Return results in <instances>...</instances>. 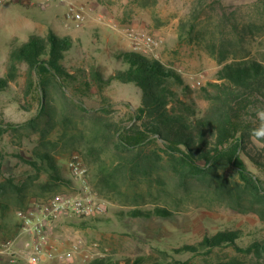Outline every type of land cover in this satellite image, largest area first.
I'll return each instance as SVG.
<instances>
[{"label":"rangeland","instance_id":"1","mask_svg":"<svg viewBox=\"0 0 264 264\" xmlns=\"http://www.w3.org/2000/svg\"><path fill=\"white\" fill-rule=\"evenodd\" d=\"M8 3L0 8V77L6 73L9 44L14 38L26 40L28 35H45L51 29L58 35H68L72 47L65 54L63 66L70 73H89L97 69L107 78L116 70L123 69L113 56L119 50L136 51L147 58L156 59L165 67L174 69L183 83L196 91L209 83H218L217 61L207 49L221 41L237 40L236 31L246 24H253L251 42L246 45L251 54L264 53V3L258 0H29ZM69 7L82 11L83 21L76 26L65 19ZM200 9L197 17L191 11ZM259 27V28H258ZM140 33L161 39L157 47L134 50L129 33ZM238 52L230 48L232 52ZM82 73V74H83ZM194 77V81L189 76ZM26 66L18 65L17 77L9 87L0 92V185L6 188L0 193V249L18 236L13 256L0 255V264H27L18 253L28 240L19 235V219L16 213L41 203L55 194H70L77 190L68 164L76 156L85 167L88 185L93 193V172L97 164L109 165L114 160L113 146L95 137L96 109L103 97L113 111L116 121H127L128 113L140 103V93L130 84L112 81L101 95L83 97L86 112L65 104L57 91L50 92L53 114L43 118L39 130L44 139L22 124L37 111L35 87L25 95ZM191 98L205 111L208 102L194 92ZM53 110V111H52ZM63 118L71 123L62 125ZM254 124H259L264 137V107L256 112ZM264 144V142H263ZM262 144V145H263ZM90 146L103 148L99 161L91 168L85 160ZM48 150L53 156L57 173L66 184L52 189L44 188L48 182L49 166L36 161L35 151ZM85 156V157H84ZM30 161H35L33 167ZM248 171L259 176L264 174L243 158ZM162 183L140 179L131 190L122 186V193L103 192L106 211L97 218L78 219L63 217L51 223L39 244L38 261L35 264H65L62 256L71 252L70 264H87L93 259L120 261L138 255H152L161 261L189 260L191 264H215L218 261L237 260L241 264H258L251 256L243 257L231 248L217 249L210 255L190 253L176 254L172 250L185 244L200 241L205 235L222 230H237L241 244L264 238V222L250 211L230 208L226 200L218 197L199 180H191L185 187L178 186L168 172H160ZM160 181V180H158ZM74 191V192H73ZM159 207L170 215H151L148 218H131L130 209L153 211ZM84 223L85 225H81ZM13 258L14 261H11Z\"/></svg>","mask_w":264,"mask_h":264},{"label":"trees","instance_id":"2","mask_svg":"<svg viewBox=\"0 0 264 264\" xmlns=\"http://www.w3.org/2000/svg\"><path fill=\"white\" fill-rule=\"evenodd\" d=\"M258 1L264 3V0ZM199 13L197 7L191 11L193 18ZM254 28L253 24H246L236 31L238 37L233 43L228 41L224 45L221 41L217 46L214 43L207 46L219 66L215 75L219 82L209 83L196 91L184 84L181 75L174 69L136 51H117L113 57L124 68L107 78L97 69L89 73H70L62 62L72 47V39L48 29L42 36L30 34L26 40H11L6 73L0 77V92L14 82L18 65L24 64L25 95L31 94L30 89L35 87L37 111L22 126L44 139L46 131L39 130V127L43 118L53 117L47 110L51 106L49 98L52 90L60 94L65 104L85 113L83 97L101 95L112 81L133 85L140 93V103L128 113L125 124L112 117L113 111L103 97L100 107L95 110L100 115L96 117L93 139L101 137L115 150L114 160L107 165L102 162L97 164L103 148H87L91 152L86 151L88 156L97 159L94 162L85 160L88 168L93 163L97 164L92 183L95 194L98 197L103 192L119 194L122 193V186L131 190L140 179L162 183L159 173L165 171L181 187L191 180H199L215 195L226 200L230 208L253 212L264 222V182L248 171L243 161L246 158L258 172L264 174V137L259 124H254V121L257 123L256 112L264 107V53L255 56L246 47L252 40ZM234 47L238 52L230 54V48ZM194 92L208 102L205 111L191 98ZM61 121L62 125L71 123L68 118ZM48 122L46 120V124ZM2 132L4 129H0V135ZM35 157L36 161L49 166L48 182L44 188L52 189L68 183L57 173L50 151H35ZM30 164L37 166L35 161H30ZM5 191L6 188L0 185V193ZM127 215L148 218L151 215L165 217L170 213L156 207L153 211L130 209ZM241 234L237 230L217 231L172 251L176 254L210 255L217 249L231 248L243 257L251 256L258 264H264V238L241 244ZM87 264L121 262L99 258ZM122 264L191 262L175 259L167 262L152 255H138L133 259H123ZM215 264L241 263L229 260Z\"/></svg>","mask_w":264,"mask_h":264},{"label":"built area","instance_id":"3","mask_svg":"<svg viewBox=\"0 0 264 264\" xmlns=\"http://www.w3.org/2000/svg\"><path fill=\"white\" fill-rule=\"evenodd\" d=\"M18 0H0V8L8 3H14ZM25 4L32 3L29 0H19ZM82 11L69 7L65 15V19L78 26L83 21ZM129 37L134 45V50L140 48H153L161 43V39L130 32ZM189 79L195 81L191 75ZM71 177L77 183V190L73 194H55L41 203L29 206L16 213L19 219V235L26 236L28 240L24 244L22 251L18 252L21 258L27 264H35L38 261L39 244L44 239L45 232L51 223L62 219L63 217H73L78 219H90L101 216L106 211V202L93 193L88 185L87 173L85 167L74 156L68 164ZM18 236L7 241L0 249V255H11L14 244ZM65 264L72 263L73 257L71 252H67L62 256ZM11 261H14L13 258Z\"/></svg>","mask_w":264,"mask_h":264},{"label":"crops","instance_id":"4","mask_svg":"<svg viewBox=\"0 0 264 264\" xmlns=\"http://www.w3.org/2000/svg\"><path fill=\"white\" fill-rule=\"evenodd\" d=\"M74 192V191H73ZM70 194H73V193H70Z\"/></svg>","mask_w":264,"mask_h":264}]
</instances>
